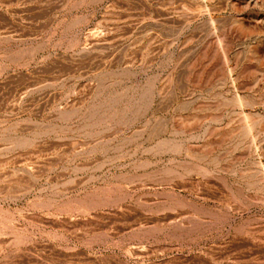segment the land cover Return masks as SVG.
I'll use <instances>...</instances> for the list:
<instances>
[{
	"label": "rangeland",
	"instance_id": "obj_1",
	"mask_svg": "<svg viewBox=\"0 0 264 264\" xmlns=\"http://www.w3.org/2000/svg\"><path fill=\"white\" fill-rule=\"evenodd\" d=\"M0 264H264V0H0Z\"/></svg>",
	"mask_w": 264,
	"mask_h": 264
}]
</instances>
